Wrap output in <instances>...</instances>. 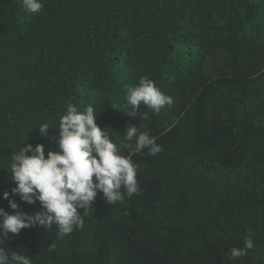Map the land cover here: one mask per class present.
Returning <instances> with one entry per match:
<instances>
[{"label": "trees", "instance_id": "1", "mask_svg": "<svg viewBox=\"0 0 264 264\" xmlns=\"http://www.w3.org/2000/svg\"><path fill=\"white\" fill-rule=\"evenodd\" d=\"M42 2L32 13L0 0V207L15 211L8 191L20 211L41 210L11 192V155L23 141L59 151L69 101L96 107L115 142L135 125L162 151L125 142L138 194L107 204L98 190L83 228L30 226L9 232L5 250L32 264H264V0ZM142 77L172 105L125 113ZM249 237L254 247L232 259Z\"/></svg>", "mask_w": 264, "mask_h": 264}, {"label": "clouds", "instance_id": "2", "mask_svg": "<svg viewBox=\"0 0 264 264\" xmlns=\"http://www.w3.org/2000/svg\"><path fill=\"white\" fill-rule=\"evenodd\" d=\"M22 4L32 13H39L44 7L42 0H22ZM126 102L130 110L124 112L136 117L141 104L159 114L173 100L154 81L142 77L136 86L127 88ZM96 110L93 105L78 107L69 101L58 130L55 128L59 151L49 150L45 156L42 144L33 147L23 141V146L12 153L9 168L15 187L11 192L29 204L38 201L41 210L34 214L20 211L17 202L9 199V192H3V198L15 211L8 213L0 207V264H32L29 255L5 250L3 240L9 232L18 234L30 226L52 231L54 225L56 234L64 237L84 227L83 216L92 209L98 190L107 204L122 203L125 196L139 193L138 165L130 156L122 155V147L130 148L132 144L125 142L134 141L135 152L147 148L148 154L155 156L162 151V146L146 129L142 131L135 125L126 128L124 142H115L106 127L102 129L95 122ZM143 118L147 119L146 113ZM50 129L48 123L38 127L43 137L49 135ZM244 244V248L230 249L232 259L246 255L247 249L254 247L251 237Z\"/></svg>", "mask_w": 264, "mask_h": 264}]
</instances>
